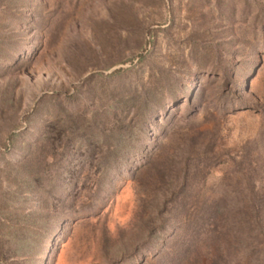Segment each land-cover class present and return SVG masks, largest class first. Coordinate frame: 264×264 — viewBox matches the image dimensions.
I'll use <instances>...</instances> for the list:
<instances>
[{
  "label": "rangeland",
  "instance_id": "obj_1",
  "mask_svg": "<svg viewBox=\"0 0 264 264\" xmlns=\"http://www.w3.org/2000/svg\"><path fill=\"white\" fill-rule=\"evenodd\" d=\"M184 156L264 198V0H0V264H150Z\"/></svg>",
  "mask_w": 264,
  "mask_h": 264
},
{
  "label": "trees",
  "instance_id": "obj_2",
  "mask_svg": "<svg viewBox=\"0 0 264 264\" xmlns=\"http://www.w3.org/2000/svg\"><path fill=\"white\" fill-rule=\"evenodd\" d=\"M170 158L161 160L157 179H163L162 170L172 163ZM150 165L149 161L142 168L147 171ZM179 171L178 181L169 178L162 183L163 197L152 203V212L147 211L143 219L144 238L151 239L153 246L150 264H264V198L259 190L247 182L244 198L232 206L221 197L198 200L187 191L186 156ZM169 180L172 183L167 184ZM176 209L181 213L176 222L179 231L159 237L158 229L173 220Z\"/></svg>",
  "mask_w": 264,
  "mask_h": 264
}]
</instances>
